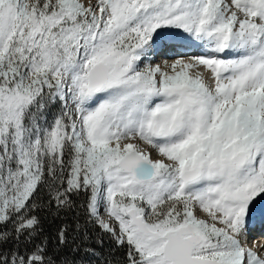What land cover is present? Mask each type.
Segmentation results:
<instances>
[{
  "label": "snow or ice",
  "instance_id": "1",
  "mask_svg": "<svg viewBox=\"0 0 264 264\" xmlns=\"http://www.w3.org/2000/svg\"><path fill=\"white\" fill-rule=\"evenodd\" d=\"M259 200L264 0H0V264H264Z\"/></svg>",
  "mask_w": 264,
  "mask_h": 264
},
{
  "label": "trees",
  "instance_id": "2",
  "mask_svg": "<svg viewBox=\"0 0 264 264\" xmlns=\"http://www.w3.org/2000/svg\"><path fill=\"white\" fill-rule=\"evenodd\" d=\"M44 195V199H47L46 194ZM76 203L79 205L84 200L83 195L77 197H72ZM41 217H46L42 221V226L46 235H54L56 230L64 223L71 225L72 227L69 229V239L71 240L73 237H77L76 242L82 243L80 254L83 255V249L85 247L94 248L98 253H101L103 256H109L111 254V258L113 260H120L124 257L127 246L124 247L116 245L115 240L111 237V235L105 232L103 229L99 227L97 224L88 223L85 225V221L87 220V216L83 214V209H81L80 215V224L82 225L79 233L73 231L75 228V220L72 218L74 214L69 213L68 218L64 219H54L53 216L47 214L46 212L40 213ZM64 216V213H61V217ZM10 226V222L9 225ZM0 227H4L0 225ZM85 233L87 234V239H84Z\"/></svg>",
  "mask_w": 264,
  "mask_h": 264
},
{
  "label": "bare ground",
  "instance_id": "3",
  "mask_svg": "<svg viewBox=\"0 0 264 264\" xmlns=\"http://www.w3.org/2000/svg\"><path fill=\"white\" fill-rule=\"evenodd\" d=\"M193 46L195 48L198 49V51L194 50V51H183V52H179V53H176V54H172V55H169L167 58H165L161 53L158 55L157 59L154 60V64H163V61L165 60H172V59H176V58H181V57H187V56H197V55H201L202 52H203V47L199 44V42H195L193 41ZM178 48V47H177ZM177 48H172L173 51H175ZM179 54V55H177ZM143 66V65H141ZM260 202V201H259ZM260 205H261V202H260ZM103 208V207H101ZM100 208V209H101ZM262 212V213H260ZM262 214V215H260ZM258 215V216H257ZM101 217H104L106 218V215L105 213L104 214H100ZM256 219H255V217ZM264 221V202L262 203V207L260 206V209L256 212H252L249 219H248V222H247V225H246V232H247V246L248 247H252L254 251H257L258 253L260 254H264V244H262L260 242V240H264V235L262 237H256L255 238V234L253 233V230L252 232L249 234V230L248 228L251 226V225H256L258 226L259 224H261L262 222ZM117 229H118V226H117ZM243 243V241H242Z\"/></svg>",
  "mask_w": 264,
  "mask_h": 264
},
{
  "label": "rangeland",
  "instance_id": "4",
  "mask_svg": "<svg viewBox=\"0 0 264 264\" xmlns=\"http://www.w3.org/2000/svg\"><path fill=\"white\" fill-rule=\"evenodd\" d=\"M163 62H164V61H163ZM259 201L261 202V207H262V203L264 202V200H259ZM259 201H258V202H259ZM99 211H100V214H101V215L105 213V211H104L103 208H101ZM105 215H107V214L105 213ZM111 223L113 224V226H115V227L117 228L118 224H117L115 221H111ZM117 231H118V229H117ZM116 245H117V244H116Z\"/></svg>",
  "mask_w": 264,
  "mask_h": 264
},
{
  "label": "water",
  "instance_id": "5",
  "mask_svg": "<svg viewBox=\"0 0 264 264\" xmlns=\"http://www.w3.org/2000/svg\"><path fill=\"white\" fill-rule=\"evenodd\" d=\"M259 209H260V204H259V202L257 201V204H256V206L254 207V209H253L252 212H256V211H258Z\"/></svg>",
  "mask_w": 264,
  "mask_h": 264
}]
</instances>
